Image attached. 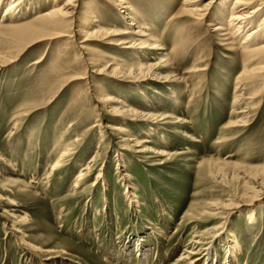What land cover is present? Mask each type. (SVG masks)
<instances>
[{
	"label": "rangeland",
	"instance_id": "rangeland-1",
	"mask_svg": "<svg viewBox=\"0 0 264 264\" xmlns=\"http://www.w3.org/2000/svg\"><path fill=\"white\" fill-rule=\"evenodd\" d=\"M11 1L0 0V264H203L208 248L212 264L230 249L231 264H264V79L235 87L238 45L178 15V0H81L54 25L39 17L53 0H15L5 13ZM105 31L161 47L134 52ZM133 137L167 157L138 153ZM21 236L66 252L48 261ZM192 238L198 254L177 262ZM136 239L148 246L141 259Z\"/></svg>",
	"mask_w": 264,
	"mask_h": 264
},
{
	"label": "bare ground",
	"instance_id": "bare-ground-1",
	"mask_svg": "<svg viewBox=\"0 0 264 264\" xmlns=\"http://www.w3.org/2000/svg\"><path fill=\"white\" fill-rule=\"evenodd\" d=\"M81 0H64L61 1L60 3L57 0H53V5L52 7L41 13L39 15L40 18H45V19H53V25L56 24L57 20L62 21L63 19H68L72 18L74 14L77 12V9L79 7V3ZM173 1V0H172ZM176 1V0H174ZM16 1L13 0L11 1L10 4L6 5L5 7V13H8L9 11L13 10L16 6ZM126 0L122 2V4H126ZM178 3H180V9L178 10V15L181 14H187L191 18H194L197 21V24H202V23H208L214 28V32H221L220 34L217 33L219 36H222L221 42L224 46L227 47L228 50H235V45H238L239 50L234 51L236 56H241V67H242V72H240L235 78H234V84L236 85V88H240L239 85L243 84L245 81L246 82H253L255 81L254 79L258 78H263L264 79V0H207L204 2V0H178ZM212 6H219L221 8V11H219L217 16L211 15L209 13V9ZM129 6H125L123 8H128ZM119 11H122V7H120ZM176 15H173L171 18L175 17ZM57 17V18H56ZM56 18V19H55ZM213 18H218L219 21H216V24H211L210 20ZM55 19V20H54ZM221 20V21H220ZM256 22V26L252 27V23ZM138 22H135V20H131L128 24L129 25H137ZM140 26V25H139ZM139 26H136L139 28ZM141 28H144L141 26ZM31 29V28H30ZM95 32V31H94ZM98 33V31H96ZM141 30H135L132 34H136L138 36L143 35L141 33ZM125 33H128L127 31H105L106 38L110 40L109 42L115 45H119L120 47L123 48H132L135 52V48H146V49H154V48H159L161 47L159 43H157V38L155 35H149V38L144 39L139 37V42L136 41L135 39H130L128 37H124ZM92 34V33H91ZM21 35V34H20ZM241 35H244V38L242 40H239ZM151 39V40H150ZM175 41H180L179 39ZM138 42V43H136ZM181 42V41H180ZM181 44V43H180ZM237 49V48H236ZM144 53V52H143ZM166 55V54H165ZM143 64H137L136 69L138 71L142 67ZM204 63L202 57H199L195 64L192 67L193 71H199L204 69ZM191 70V71H192ZM132 71V70H131ZM131 71H129L131 73ZM97 72V71H95ZM101 72V71H100ZM189 71H186V74L189 73ZM185 74V73H183ZM181 76V75H180ZM180 78V77H178ZM183 79H186L184 76ZM256 79V81H257ZM236 98V97H235ZM235 98H233L235 100ZM115 99V98H114ZM110 101V99H109ZM235 102V101H232ZM125 110V109H124ZM124 112V111H122ZM246 110L240 111L243 115L242 118L238 119L236 122H243L244 115L246 114ZM240 114V115H241ZM148 117V116H147ZM235 122V123H236ZM234 123V124H235ZM97 124H94L93 126H96ZM231 125V124H230ZM92 126V127H93ZM118 131L120 133L126 132V130L123 127H119ZM179 132H181L179 130ZM184 134V133H183ZM188 137V136H187ZM130 140L134 143L136 147H139L137 152L138 153H145L149 152L152 150V152L155 154V157L160 158L167 157L166 154L167 151L163 150V148H156L152 149L151 147L146 146L147 140L144 138H135L133 139H127ZM64 152V151H63ZM62 154L57 161H55L50 169V171H47L46 175H44L46 180L50 178L52 173L62 165L61 160L63 158ZM163 161H160V163ZM120 164V163H119ZM122 164H120L121 166ZM87 167H84L82 169L86 170ZM83 172L79 174V177H82ZM127 175H122L121 180H126ZM11 184L15 185H20L22 182L19 181V179H11L7 181ZM127 184L125 185L126 187V197L127 201L130 206H135L138 207L139 205V198L138 196L133 192L132 184L129 180H126ZM27 184H24L26 186ZM19 190V189H18ZM17 190V191H18ZM16 191V192H17ZM27 191V190H26ZM15 192V191H13ZM15 192V193H16ZM18 193V192H17ZM125 194V193H124ZM24 195L26 196H33L31 195V191H27ZM3 198L2 195H0V200ZM262 197L257 198V199H262ZM252 199V201H254ZM10 204L11 205H16L15 201L10 199ZM255 203L257 201H254ZM213 213L218 214L219 211L224 208V205L216 203L213 205ZM24 220V219H23ZM23 220L19 222H23ZM14 224V223H13ZM154 229L159 232L160 234L163 232L160 228H156L155 226L152 228V231ZM23 235V234H22ZM202 235V234H201ZM158 236V235H157ZM217 236V235H216ZM232 237V236H231ZM231 237H228V241H231ZM225 238V237H224ZM227 238V237H226ZM19 239L20 245H22L24 248H30L33 251L38 252L39 254H45L46 258L49 260H52L53 256L59 255V252L65 253L66 251L64 250H54L51 248H37L33 245H31L29 242H27L22 236ZM221 241H225L221 240ZM190 250L185 251L182 255H180L179 259H177V262H180L181 260H185L189 257V255L193 254L194 256L198 254L197 247H193L194 243H198L194 238L190 240ZM131 243V242H130ZM145 244H143L140 239H136L133 249L135 254L141 259V257L145 256L147 253H145L146 250ZM209 249V248H208ZM207 249V252L205 254V258L203 264H212L213 263V256H212V251L213 248ZM199 250V249H198ZM129 251V250H128ZM232 249L228 250V255L225 256V264H231L232 260L230 259V256L232 255L235 257L232 253ZM133 254V253H132ZM128 255V254H127ZM212 256V257H211ZM45 261V260H44ZM176 262V263H177ZM233 262V261H232ZM45 264V263H44ZM233 264V263H232ZM244 264V263H241Z\"/></svg>",
	"mask_w": 264,
	"mask_h": 264
}]
</instances>
